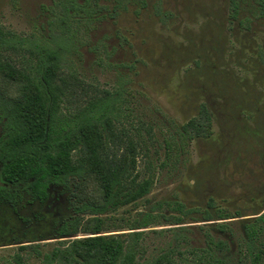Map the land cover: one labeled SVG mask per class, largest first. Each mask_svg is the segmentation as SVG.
I'll return each mask as SVG.
<instances>
[{"label": "rangeland", "instance_id": "374dc122", "mask_svg": "<svg viewBox=\"0 0 264 264\" xmlns=\"http://www.w3.org/2000/svg\"><path fill=\"white\" fill-rule=\"evenodd\" d=\"M54 1L0 0V31L8 39L12 36L9 47H0V54L16 65H34L36 44L57 49L60 74L67 84L63 103L67 110L120 89L124 95L121 109L128 107L130 116L112 122L120 142L118 154L126 151L127 140H136L131 124L141 125L143 135L151 131L153 142L158 143L173 130L166 118L181 125L197 114L200 105L212 115L208 137L190 141L174 166H155L146 196L102 216L103 234L127 232L129 224L155 210L159 224L143 230L183 226L182 240L175 245L172 231L147 232L140 242L144 251L134 264H144L167 249L168 243L173 245L168 249L174 252L175 264H204L198 261V251L205 247L208 232L215 241L226 242L230 257H235L244 237L243 226L264 212V154L261 148L250 151L257 130L264 131L258 128L264 125V0H237L235 19L229 0H128L118 4L116 0H90L97 20L88 27L71 22L75 34L63 47L57 46L59 32L49 29L43 10ZM18 86L0 76L3 98H16ZM230 100L237 106L234 110L246 108L235 114L234 123L223 125L215 105ZM223 126L231 127L229 136H223ZM155 147L146 156L140 151L136 158L140 177L146 175L147 162L154 166L155 159L162 158L161 149L156 147L158 152H154ZM251 153L255 168L247 171L246 167L244 173V164L234 160L238 156L248 159ZM94 182L86 179L72 189L78 183L71 180L69 188L55 189L56 197L48 201V207L27 193H20L14 205L4 206L0 211V264H56L47 259L53 246L87 234L57 237L55 222L72 216L69 207L76 203L72 192L81 201L98 196ZM209 199L230 218L204 221V211L215 214L207 206ZM174 201L198 208L200 213L181 217L171 209ZM89 218L84 215L82 224ZM175 218L181 222L175 224ZM217 222H226L230 232L215 231L213 223ZM19 246L27 248L20 250ZM16 254L18 263L12 259ZM244 263L249 264V259Z\"/></svg>", "mask_w": 264, "mask_h": 264}, {"label": "trees", "instance_id": "16d2710c", "mask_svg": "<svg viewBox=\"0 0 264 264\" xmlns=\"http://www.w3.org/2000/svg\"><path fill=\"white\" fill-rule=\"evenodd\" d=\"M116 1L118 4L128 0ZM230 4L235 16L237 1L230 0ZM43 10L49 29L59 32L58 47L66 46L74 36L71 22L88 27L99 16L90 0H55ZM11 40L12 36L8 39L0 31V47H9ZM35 48L34 65H16L0 54V76L19 85L16 98L6 99L0 95V211L4 206L14 205L20 193H27L48 207V201L56 197L55 189L69 188L71 180L78 183L71 186L75 189L89 179L98 186V196L81 201L80 195L72 192L76 198V203L69 207L72 216L61 223L56 221L54 229L57 237H69L81 231L87 236L53 246L48 261L56 264H134L136 256L144 251L140 242L147 232L172 231V242L176 245L182 240L183 226L143 230L159 224L155 210L143 213L125 228L127 232L120 233L103 234L106 230L102 216L142 199L152 187L155 166L158 169L174 166L179 156L187 151L190 141L208 137L211 125L207 112L202 108L197 116L181 125L166 118L173 130H168L158 143L153 142L151 131L143 135L141 125L131 124L129 129L136 140H127L126 151L118 154L120 142L113 132L112 122L130 116L129 108L121 109L120 106L124 102L122 91L117 89L93 97L82 107L67 110L63 106L67 84L60 74L57 49L39 44ZM155 146L161 149L162 158L155 159L154 166L147 162L146 175L140 177L136 158L140 151L146 156L148 149ZM156 147L154 152H158ZM207 206L215 209L214 201L209 199ZM171 209L181 217L200 213L198 208H187L179 201L172 202ZM84 215L90 217L86 225L82 224ZM229 218L227 212L218 209L214 215L203 212L204 221ZM173 221L178 224L181 219ZM261 221H264V212L243 226L244 237L238 243L235 257H230L226 242L215 241L209 232L205 233V247L198 251V261L245 264L249 259V264H263L264 226ZM213 228L220 234L230 232L226 222L213 223ZM172 247L168 243L167 249L144 260V264H175L174 252L168 249ZM19 248L25 250L27 246ZM12 259L20 262L17 254Z\"/></svg>", "mask_w": 264, "mask_h": 264}, {"label": "flooded vegetation", "instance_id": "af4514ba", "mask_svg": "<svg viewBox=\"0 0 264 264\" xmlns=\"http://www.w3.org/2000/svg\"><path fill=\"white\" fill-rule=\"evenodd\" d=\"M237 1V0H236ZM229 7H230V10H231V17L233 18V19H235L236 17H237V14H238V8H237V10H236V15L234 16L233 14H234V10L233 9H231V4H230V0H229ZM237 7H238V2H237ZM233 100H230V101H226V102H222V103H218V104H216L215 105V109H216V111H217V113H215V114H217L218 116H219V118L223 121V125H229L230 123H234V121H233V118H235L234 116H235V114H238V112H242L243 110H245V106H239V108H238V110H234V109H237V106H234L233 105ZM244 105V104H243ZM204 109L206 112H207V114H208V116H209V120H210V125H211V120H212V115H210V113H209V110H208V108H206L204 105H200V107L198 108V110H197V114L200 112V110L201 109ZM260 109H259V107L257 108V111H256V113H255V116H256V114L258 113V111H259ZM235 111H236V113H235ZM197 114L195 115V116H197ZM194 116V117H195ZM264 117V116H263ZM255 118V117H254ZM258 120V119H257ZM188 121V120H187ZM186 121V122H187ZM260 121V120H259ZM259 121H258V124H259ZM263 123H264V120H263ZM263 123H260L259 125H263ZM184 124V123H183ZM231 125V124H230ZM264 128V125L263 126H258V128ZM231 127H229V128H227V127H222V133H223V136L224 137H226V136H229V132H231ZM230 130V131H229ZM257 133H258V135H257V137H255V138H253V139H251V141L250 142H252V148H251V150L250 151H252L253 149L255 150H257L258 148H261L262 150H263V154H264V131H260V130H257ZM242 145L243 144H241V145H239L240 146V148H239V151L238 152H240L241 150H243V148H242ZM250 146V145H249ZM233 150V149H232ZM229 151H231V150H228V152ZM244 151L245 152H247L245 149H244ZM250 151H249V153H250ZM241 153V152H240ZM238 159L236 160H234V161H236L237 163H242V164H244V168H242V169H244L243 170V172L245 173V171H246V167H249L248 169H247V171H250L251 169L253 170L254 168H255V166H254V164L256 163L255 161H253L254 159H253V155H252V153H251V156H250V158H248V159H243L241 156H238L237 157ZM232 161V159L231 160H228V163H230ZM264 168V167H263ZM251 170V171H252ZM260 170H263L262 169V167L260 168ZM247 171H246V173H247Z\"/></svg>", "mask_w": 264, "mask_h": 264}]
</instances>
